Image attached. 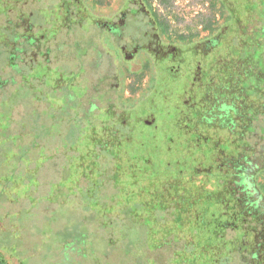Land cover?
<instances>
[{
  "label": "rangeland",
  "instance_id": "obj_1",
  "mask_svg": "<svg viewBox=\"0 0 264 264\" xmlns=\"http://www.w3.org/2000/svg\"><path fill=\"white\" fill-rule=\"evenodd\" d=\"M118 1L89 0L88 3L96 10L105 11L109 7L117 8L120 3ZM245 3L253 20L264 23V0H246ZM148 4L158 19L166 23L169 35H198L204 45L206 39L211 38L204 27L210 24L216 28L223 22L220 6L213 0H148ZM93 10L90 7V11ZM45 14L50 16V11H45ZM23 17L26 19L24 15ZM29 22L30 25H35ZM28 25L27 21L26 26ZM35 29L36 35L46 33L40 26ZM100 44L103 51H106L102 41ZM38 45L42 47L43 40ZM253 45L249 43L234 48L235 45L230 43L222 50L220 48L211 52L207 68L201 64L196 75L185 64H180V69L172 71L171 75L165 72L166 77L160 83V96L164 99L161 102V99H156L157 94L153 93L143 101L146 102L144 107L150 109L155 105L170 106L174 102L171 100H178L176 95L179 94L175 92L182 89L188 90L189 96L190 92L196 91V96L200 92L199 102L204 107H217V100L220 99L226 103L232 102L239 112L233 113L230 119L234 123L233 131H226L233 150L241 151L238 150L237 139L247 137L245 132L249 128L264 127V53L259 55L260 60L257 57L252 60L255 65L258 64L254 70L255 66L252 61L247 60L249 56L246 54H254ZM92 46L93 49L97 47L95 43ZM235 49H238V53ZM170 60L167 63L173 64V59ZM82 61L83 63L76 64L74 75L71 72L61 74L62 80H74L78 75L77 80H83L82 76L89 74L87 67L91 66L92 61L87 60V65L85 60ZM230 64L233 66L231 72L226 70ZM82 66L85 67V74ZM128 67L129 65L124 66ZM132 68L137 69L138 65ZM236 68L239 70L236 71ZM99 69L94 68L96 76L99 75ZM240 72L242 76H239ZM51 74L59 75L60 72L52 71ZM148 77L147 73L140 76V79L124 73L122 98L134 100L141 97L147 87ZM221 78L226 80L222 81ZM63 87L56 95H48V99H61L65 92H69L68 86L63 84ZM71 91L75 92L77 89L72 88ZM60 111L54 121L45 118L38 133L28 131L29 133L23 132L20 135L22 138H29L33 145L29 157L24 156L22 160L29 161L38 170L43 168L45 171V167L56 170L46 187L38 194L34 193L36 180L30 170H25L26 162L21 163L23 169L15 166L18 156L25 153L17 147V143L14 146L12 136L15 135L8 138L9 141L4 139L5 136L0 138V199L15 203L18 201L20 204L15 209L0 214V257L5 256L6 264H227L221 262L220 258L232 246L228 239L220 238L223 225L220 215L212 213L205 206L207 196L211 197V194L203 193L202 188L198 191L188 182L192 176L191 167L197 157L193 149H190L193 150L191 152L165 151L164 148L156 147V139L161 137H146L138 142H129L116 134L107 133L108 128L100 126V123H91L90 130L91 124L88 125L86 120L78 119L73 114L69 117V110ZM141 111L145 115L151 114L146 109ZM150 112H153V108ZM215 113L219 114L217 110H214ZM241 113L245 119L239 118ZM45 116L48 117L47 114ZM2 118L6 123L1 125L6 126L5 115ZM184 119V124L190 125L185 129L188 140H180L181 143L185 140L190 142L194 136H201L202 133V127L196 122L198 118L193 119L197 124L195 129L189 121L191 118L185 116ZM88 128V133L83 131ZM257 133L262 135L259 131ZM34 137L38 139L34 140ZM220 137L223 139L225 134H218L214 140L218 141ZM43 138L53 141L51 149L45 147ZM202 139L197 138V149L203 147ZM109 141H112L111 145L116 142V145L108 147ZM252 144L254 149H248L245 154L248 164L241 160L235 161L233 152L227 154V159L234 161L230 165L231 172L234 173V186L227 183L222 188L216 187L214 192L221 202L211 200L217 209H224L226 206L224 201L228 192L246 187L240 183L238 176L244 174L246 177L257 161L256 157L259 155L255 147L259 144L256 138L254 141L252 139ZM98 150H102L101 154ZM112 152L114 157L111 158L115 163L109 169L104 160L110 158L109 154ZM218 153L213 150L210 156ZM63 160L68 162L66 168L63 167ZM117 163L120 168H116ZM201 169L197 172L203 176L204 170ZM131 179L134 180L132 187L123 189L124 181L131 184ZM109 183L120 188L108 190L106 186ZM103 186L105 189L101 190ZM126 191H129L127 195ZM164 195L176 196L177 200L174 206L168 203L170 210L168 215L163 214L161 222L162 214L159 212L165 209L166 203L162 199ZM247 196L253 205L261 200L254 199L255 195ZM242 198L238 196L237 200L243 203ZM127 202H130V206L125 208ZM152 217L157 218L158 229L153 226ZM177 239L181 243L176 242ZM179 244L182 246H178Z\"/></svg>",
  "mask_w": 264,
  "mask_h": 264
},
{
  "label": "trees",
  "instance_id": "obj_2",
  "mask_svg": "<svg viewBox=\"0 0 264 264\" xmlns=\"http://www.w3.org/2000/svg\"><path fill=\"white\" fill-rule=\"evenodd\" d=\"M12 1L13 3L9 6L10 8H6L5 0H0L1 13L5 14V12H9V15L11 14L13 17L12 19L6 17V20L13 22L15 20H20L21 18L17 15L21 13V17L24 15L27 18L29 25V21H31L42 28L50 29L53 27V20H50L53 14L52 8L48 6L49 2L46 0ZM55 1L56 0H51V2ZM213 1L220 6L223 22L216 28H213L210 24L204 27V30H207L211 35V38L206 39L205 45L202 43V39L200 40L198 38V35H169L167 38L162 39L160 31V39L167 42L165 44H169L172 48H175V52L178 54L177 59L173 60V64H168L171 61V55L163 60L149 59L144 67L150 69V84L142 93L141 97L134 100L122 98L121 94L123 89L120 85V87L118 86L119 88L115 86L111 88L110 83L106 82L103 84V76H99L102 72H99L98 76L95 75L96 69L94 70V68L99 67L98 62H91V66L87 67L89 69V74H87L86 77L83 75V80L78 81V75L74 80L71 78L65 81L60 77L61 74L65 75L71 72V75H74L76 73V70H72L73 68L69 62L57 61L56 66L52 58L50 61L46 58L44 60L39 59L36 62H32L26 57L30 48H32L31 45L25 43L22 48L17 49V52H13L8 50V47L5 45L0 44V138L5 136L4 139L8 140L12 135H15L12 136L14 139V146L17 143V147L25 152L15 160V166H19L20 169H23L24 167H21V163L24 160L22 159L24 156L29 157V152L33 145L29 138H22L20 135H22L23 132L29 133L28 131H37L38 133L39 126L43 124L45 118H51V120L54 121L57 119V114L61 113L60 110L64 109L65 111L66 109L67 111L69 110V117L73 114L77 116L78 119L83 121L86 120L87 122H85L88 125L91 123H100V126L108 128L107 133L116 134L119 138L128 140L129 142L133 140L134 142H138L146 137H161V139H156L157 148H164L165 151L170 152H191L194 150V152H196L194 154L197 157L194 161L195 163H193L191 167L193 168L192 176H190L191 179L188 180V182L190 185L192 184L193 187H196L198 191L199 188H202L203 193L209 192V194H211L212 198L207 196L205 206L208 210L213 211L212 213L220 215L223 220L222 237L220 238L228 239L229 244L232 246L231 250H228L229 252L221 255V262L224 261V263L227 264H264V219L259 213L254 212V205L252 203L244 202L245 200L243 199H245V197L243 195L247 194L245 188L242 190H236L235 188L233 191L228 192L229 195H227V199L224 201L226 204L224 209H217L212 201L215 199L221 202L217 193L214 192L216 187L218 189L222 188L223 185L227 183H230L229 186H234L232 178L234 173L231 172L232 167L230 166L231 162L234 161L227 159V154L233 152V154H235V161L241 160L243 163L248 164V159L245 157V154L248 152V149H254L252 139L254 141L255 138L257 139V144H259L255 149L259 152L260 145L264 141V127H254V129L253 127H247L249 129L246 130L245 133L248 134V136H243V138L241 136L237 139L239 145L238 150L241 149V151L236 152V150H233V144L228 140L226 131V129H228L230 133L233 131V122L230 119L233 113L239 112L238 107L232 104V102L226 103V101L220 99L217 100V107H204L200 104V92L197 96L196 91L190 92L191 96H189L188 90L184 89L175 92V94H179L176 95L178 100H171V102H174L170 106L167 105L163 107L155 105L152 107L153 112H150L152 108L149 109V107H144L146 102H143L147 100V96H151L153 93L157 94L156 99H161L160 101L162 102L164 98L162 99V96H160V90L162 89V84L160 83L165 79L166 73L171 75L173 73L172 71L180 69V64L183 66L185 64L190 69V72L196 75L201 69V64H204L206 67L209 63L208 55L213 51H218L220 48L222 50L227 44H234V48H239V46L249 43H251V45L254 44L253 47L255 51L253 53L255 55L250 52L246 53L247 56H249L247 60H250V62L255 59V57L259 59V55L264 53V23L261 20H257L256 22L253 20L252 14L249 13L247 9L246 0ZM51 4L55 6L58 3ZM83 4L86 7V3ZM11 9L14 11H11ZM45 11H50V16H46ZM88 12L91 13V11ZM151 15L156 22V27L166 33L168 28L166 23L163 21L159 22L156 14L151 12ZM35 25H30L34 32H36L35 28H37ZM9 30L11 29H9L6 23L0 24V34H5L9 32ZM233 36L236 38L234 39ZM13 39H16V37ZM26 40L29 43H35V40L31 37ZM235 52L238 53V49H235ZM201 60L203 63H201ZM79 63H83V61H77L76 64ZM85 63L87 65V60ZM131 63L135 62L118 58L110 62V65H114L110 74H114L116 78L115 83H122L121 68L125 65L130 66ZM252 64L255 66L253 69H257L258 64L255 65L256 63H253V61ZM232 67L233 66L230 64L226 70L228 69V71L231 72V70H233ZM11 69L16 73L19 72V75L11 74ZM82 69L85 74V67L82 66ZM238 70L239 68H236V71ZM52 71H59L60 74L52 75ZM239 76H242L241 72ZM138 78L140 79V77ZM221 80H226V78H221ZM63 84L68 86L69 92H65L61 99L54 97L55 101L49 100L47 96L56 95L57 91L61 90L63 87ZM222 86H224V84ZM72 88L77 89V91L72 92ZM205 89H208V87ZM238 89H240V87ZM143 109H146V111L151 114L145 112V115L143 111H141ZM214 110H217L219 114H214ZM139 111L141 112L139 113ZM12 114L13 117H11ZM46 114L48 117L45 116ZM241 114L239 118L245 119L243 113ZM4 115L7 121L6 126L1 125L5 122L1 120L4 119L2 118ZM185 116L191 118L189 121L192 122L194 129L197 128V124L193 122L195 118H198L196 122L202 127L201 136L196 135L192 138L193 140L190 138V142L187 141L188 138L185 134L186 126L190 125L184 124ZM201 119L205 120L202 121ZM198 120L200 121L198 122ZM14 123L17 125H14ZM91 126L92 124L89 125L90 130L92 129ZM40 128L42 129V126H40ZM89 128L87 130L83 129V131L88 133ZM257 131L262 135H259ZM218 134H225V137L223 139L220 137V139L216 141L214 138ZM199 137L203 138L202 142H204V144L203 147L200 146L199 149H197L196 143ZM37 139V137H34V140ZM183 139L187 140L181 143L180 140L183 141ZM111 142L112 141L108 142V147L116 145V142H113L115 143L113 145H111ZM43 143L48 150L51 149L53 145V141L47 138H43ZM6 146H8V144H6ZM129 148L131 147L129 146ZM190 149L193 150L190 151ZM213 150L219 153L211 157L210 155ZM104 151L108 153L111 152L109 149H104ZM101 152L102 150H98V153L101 154ZM109 156L110 158L104 160V164L107 165L106 168L110 169L115 163L114 159L111 158L114 157L113 152L109 154ZM102 157L103 156H101V158ZM24 162H26V164H24L25 170H30L33 179L36 180L34 193L38 194L39 191H43L44 187H46V183L56 170L48 167H45V171L42 170L43 168L38 170L29 163V161L27 162L26 160ZM63 163V167L66 168L68 162L63 160ZM115 166L116 168L121 167L119 163ZM199 168L204 170L203 176L197 172ZM255 169L253 186H255L256 190L264 197V168L256 166ZM238 178L240 183L246 184L247 177H245L244 174L238 176ZM260 179H263V181L261 182ZM131 180V184H126L129 182L127 180L124 181L125 183L122 188H131L134 181L133 179ZM106 188H108V190H117L120 187L111 186L109 183ZM104 189L105 187L103 186L101 190ZM128 192L129 191H126L125 194L127 195ZM164 192L166 193L165 189ZM238 196L243 197V203L237 200ZM199 197L201 200L202 195ZM162 199L166 205L164 206L165 209L159 212L162 214L160 218L161 222H163V214L168 215L170 210L168 203L174 206L177 197L164 195ZM18 205H20L18 201L15 203L8 199H0V214H5L15 209ZM127 206H130V202L125 204V208ZM184 214H186V212ZM152 220L153 226L158 229L157 218L152 217ZM152 220L150 221L152 222ZM209 239L213 241L212 238L209 237ZM177 241H180V239H177L176 242ZM179 243H181V241ZM205 243H207L206 240ZM178 246L182 245L179 244ZM0 264H6L5 256L0 257Z\"/></svg>",
  "mask_w": 264,
  "mask_h": 264
},
{
  "label": "flooded vegetation",
  "instance_id": "obj_3",
  "mask_svg": "<svg viewBox=\"0 0 264 264\" xmlns=\"http://www.w3.org/2000/svg\"><path fill=\"white\" fill-rule=\"evenodd\" d=\"M46 1L49 2L48 6L52 8L53 14L51 16L53 19L50 18V20H53V27L50 29L43 28L46 33L40 36L35 35L36 33L30 25L26 26L27 18L21 17V13L17 15L21 19L13 22L6 20V17L13 18L9 12L4 11L5 14H3L0 11V24L6 23L11 29L5 34H0V44L8 47V50L17 52V49L22 48L26 43L32 47L26 56L29 61L36 62L46 58L50 61L52 58L55 61V66L57 61H67L71 64L72 70L76 67L77 59L98 62L99 72H102L99 76H103V84L108 82L111 88L120 85L122 89L123 84L115 83L114 74H110L114 68L113 64L110 65L112 60L118 58L135 62L131 63L128 68H121L122 77L124 73L135 77L147 73L149 76L148 87L150 69L144 65L149 59L163 60L170 55L171 59H177L178 54H176L175 48L165 44L167 42L159 37L160 31L162 39L167 38L169 34L156 27L151 12L156 13L148 4V0H119L120 3L117 8L111 9L109 7L105 11L96 10L92 4L88 3L89 0ZM11 3H13L12 0H5V7L8 8ZM51 3L58 4L54 6ZM83 3H86L87 8ZM90 7L94 9L91 13L88 12ZM11 11L14 10L11 9ZM157 20L161 22L158 18ZM15 37L16 39H13ZM30 37L35 40V43L27 42L26 39ZM41 40H43L42 47L38 45ZM101 41L106 51H103ZM94 43L97 45L96 49L92 48ZM135 65H138L137 69L132 68ZM10 73L19 75V72L16 73L12 69ZM257 155L259 156L256 157V163L251 166V173L246 174L247 182L244 188L247 194L243 196L250 204L252 202L247 199L249 198L248 194L255 195L254 199H261L257 201L258 204L253 206V210L264 219V197L253 186L255 167L264 168V141L261 143Z\"/></svg>",
  "mask_w": 264,
  "mask_h": 264
}]
</instances>
